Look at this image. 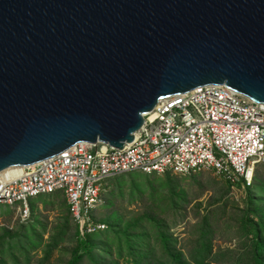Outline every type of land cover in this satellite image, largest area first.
I'll return each instance as SVG.
<instances>
[{"label": "water", "instance_id": "95a60500", "mask_svg": "<svg viewBox=\"0 0 264 264\" xmlns=\"http://www.w3.org/2000/svg\"><path fill=\"white\" fill-rule=\"evenodd\" d=\"M264 104V0H0V173L124 149L165 98Z\"/></svg>", "mask_w": 264, "mask_h": 264}, {"label": "built area", "instance_id": "2783aa9c", "mask_svg": "<svg viewBox=\"0 0 264 264\" xmlns=\"http://www.w3.org/2000/svg\"><path fill=\"white\" fill-rule=\"evenodd\" d=\"M124 149L81 142L53 159L0 180V206L31 218V201L63 194L83 235L107 230L97 214L109 180L130 174L188 177L212 171L232 187L251 188L264 164V104L211 85L165 98L144 116Z\"/></svg>", "mask_w": 264, "mask_h": 264}, {"label": "rangeland", "instance_id": "374dc122", "mask_svg": "<svg viewBox=\"0 0 264 264\" xmlns=\"http://www.w3.org/2000/svg\"><path fill=\"white\" fill-rule=\"evenodd\" d=\"M256 174L255 187L264 184V164L257 167ZM122 176L125 177L108 183L105 203L97 214L101 222L117 224L121 229L136 224L146 229L152 224L151 220L162 227L169 226L172 251L180 255L181 261L200 264L195 259V250L207 221L205 228L209 231L207 244L211 254L204 264H251L253 245L242 224L251 193L248 188H232L212 171L188 177L148 178L140 173ZM257 195L255 189L251 198ZM257 199L264 202V195ZM32 205L34 213L29 222L34 223L35 233L30 243L15 251L20 264H69L82 232L71 219L65 197L60 193L44 196ZM258 206L264 210V203ZM20 230L22 232V222L17 211L0 206V243L6 247L18 243ZM103 237L98 236V240ZM148 242L159 254L161 248L157 247L156 239ZM110 249L111 257L102 254L104 264H121L117 246L112 244ZM7 262L13 264L12 259ZM83 264L92 263L86 258Z\"/></svg>", "mask_w": 264, "mask_h": 264}, {"label": "trees", "instance_id": "16d2710c", "mask_svg": "<svg viewBox=\"0 0 264 264\" xmlns=\"http://www.w3.org/2000/svg\"><path fill=\"white\" fill-rule=\"evenodd\" d=\"M130 174L135 175L137 173ZM144 176L149 178L156 175ZM256 176L257 174H255V179L257 178ZM124 177L121 176V178ZM113 179L109 180V182ZM108 186L107 184L105 187V193ZM255 189L258 191V195L256 198H251V194ZM248 190L251 193L249 194L245 215L242 218L243 230L253 245L251 264H264V210L258 206V204L264 202L261 199H257L264 195V184L257 187L253 184ZM105 193L104 198L106 200ZM37 199L31 201V218L34 213L32 203ZM30 220L28 222H22L21 235L17 236L19 238L18 243L7 244V247L0 243V264H8V259H12L13 264H20V260L15 256V251H19L25 244L30 243L31 236L35 233V225L33 222H29ZM151 222L152 224L146 229H143L141 225L137 226L138 224L130 228L121 229L117 224L107 223L108 228L104 232L93 235H78L77 246L72 253L69 264H83L86 258H89L92 264H104L105 260H103L102 254L105 253L107 257H111L110 246L112 244L117 246V256L121 264H188L185 261H181L178 253L176 254L172 251L173 239L169 234V229L171 228L169 226L162 227L161 224L153 222V220ZM206 222L203 225L204 228L200 231L197 248L195 250V253L197 252L195 259L200 264H204L211 254L210 247L207 244L209 231L205 228ZM101 235H104V237L98 240V236ZM18 238H16L17 241ZM151 238L156 239L158 242L157 247L161 248L159 254L157 250L151 248L148 242ZM53 249L51 250L53 251Z\"/></svg>", "mask_w": 264, "mask_h": 264}, {"label": "bare ground", "instance_id": "6f19581e", "mask_svg": "<svg viewBox=\"0 0 264 264\" xmlns=\"http://www.w3.org/2000/svg\"><path fill=\"white\" fill-rule=\"evenodd\" d=\"M23 167H14L0 173V180L6 177H16L22 172Z\"/></svg>", "mask_w": 264, "mask_h": 264}]
</instances>
